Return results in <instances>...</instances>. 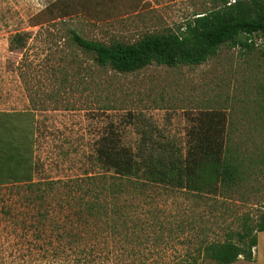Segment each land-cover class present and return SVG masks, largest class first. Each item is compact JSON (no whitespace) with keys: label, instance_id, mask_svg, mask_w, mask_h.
<instances>
[{"label":"trees","instance_id":"16d2710c","mask_svg":"<svg viewBox=\"0 0 264 264\" xmlns=\"http://www.w3.org/2000/svg\"><path fill=\"white\" fill-rule=\"evenodd\" d=\"M146 3L55 0L36 15L32 26L41 23V14L45 22L77 14L109 21L138 15ZM254 36L264 39V0H210L209 8L193 13L183 25L146 32L133 42L87 40L66 29L70 47L96 67L122 75L151 65L197 66L225 46L251 51ZM28 39L27 32L14 34L9 50L23 53ZM224 112L198 109L183 146L150 125L139 128L135 147L125 146L121 133L110 125L95 142L91 172L67 180H37L34 112L0 111V238L13 236L9 264H152L147 260L157 252L149 249L145 255L141 244L165 246L172 236L182 241L187 230L195 232L194 248L187 246L178 261L165 264H234L240 256L251 261L257 234L264 232V211L255 220L241 215L235 228L228 227L215 240L195 220L167 222L153 215L144 221L139 214V199L154 192L181 191L195 201L214 202L236 193L253 164L264 168V139L254 152L242 150L230 136L231 127L240 125L229 123ZM254 117L263 134L264 104H258Z\"/></svg>","mask_w":264,"mask_h":264},{"label":"rangeland","instance_id":"374dc122","mask_svg":"<svg viewBox=\"0 0 264 264\" xmlns=\"http://www.w3.org/2000/svg\"><path fill=\"white\" fill-rule=\"evenodd\" d=\"M52 1L0 0V111L34 112L37 180H67L91 172L95 142L110 125L121 133L125 146L135 147L139 128L147 125L183 146L190 118L198 109H223L229 123L240 125L230 132L240 148L247 153L261 148L264 133L254 115L258 104H264V39L254 36L251 51L221 47L197 66L151 65L122 75L96 67L87 55L70 47L66 37L71 28L87 40L133 42L146 32L183 25L193 13L209 8L210 0H147L149 5L138 15L109 21L77 14L45 22L41 14V23L32 26ZM22 32L29 33L25 50L11 52V37ZM152 195L139 199L142 220L150 221L153 215L167 222L195 220L205 226L207 238L215 240L228 227L235 228L241 215L255 220L264 211V168L253 164L236 193L214 202L195 201L181 191ZM194 234L187 230L182 241L172 236L165 246L147 243L139 248L145 255L149 249L157 252L148 263L178 261L187 246L194 248ZM12 239L0 238V253H5L0 254V264H9ZM234 264H264V232L257 234L252 260L240 256Z\"/></svg>","mask_w":264,"mask_h":264},{"label":"crops","instance_id":"0c3cea01","mask_svg":"<svg viewBox=\"0 0 264 264\" xmlns=\"http://www.w3.org/2000/svg\"><path fill=\"white\" fill-rule=\"evenodd\" d=\"M53 1H55V0H53ZM53 1H52V2H53ZM52 2H51V3H52ZM49 4H50V3H49ZM47 5H48V4H47ZM47 5H46V6H47ZM44 8H45V7H44ZM125 16H127V15H125Z\"/></svg>","mask_w":264,"mask_h":264}]
</instances>
